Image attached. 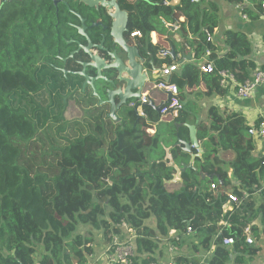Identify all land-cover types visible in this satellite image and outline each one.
Wrapping results in <instances>:
<instances>
[{
	"label": "trees",
	"instance_id": "trees-1",
	"mask_svg": "<svg viewBox=\"0 0 264 264\" xmlns=\"http://www.w3.org/2000/svg\"><path fill=\"white\" fill-rule=\"evenodd\" d=\"M249 1L255 12L245 9L244 14L258 21L264 0ZM171 2L129 0L124 8L130 11V33H143L148 66L160 68L175 60L158 59L163 50L188 57L168 27L178 24L182 42L192 45L198 61L211 51L215 71L205 73L191 60L171 78L183 105L177 118L162 117L146 105V119L128 107L117 113V123L108 117L107 107H93L96 114L87 119L92 130L60 145L59 137L64 138L58 134L67 130L70 102H83L77 99L83 79L58 69L62 63L56 53L54 2L0 1V264H89L97 243L94 232L110 244L123 234L122 221L137 234L132 264H151L164 255L163 239L171 230L184 235L177 244L180 252L187 246L196 256L209 254L207 264H249L261 251V246L248 245L243 235L250 226L256 239L264 240V157L255 156L248 122L241 113L214 106L207 120L199 122L193 116L194 104L187 101V94L201 87L205 97H225L219 71L231 72L240 84L251 79L258 68L252 44L246 34L226 31V52L219 55L221 47L214 38L219 6L209 0H180L176 6ZM181 14L184 22L179 21ZM187 124H197L204 155L196 161V170L183 173L181 188L170 189L166 181L173 170L161 162L163 145H174L188 132ZM52 127L57 132L48 137ZM173 156L177 160L176 152ZM190 160V154L180 153V162ZM230 193L242 204L223 216ZM254 194L260 197L259 207ZM224 220L228 226L221 224ZM225 238H234L235 244L224 246ZM180 252L174 264H197Z\"/></svg>",
	"mask_w": 264,
	"mask_h": 264
},
{
	"label": "built area",
	"instance_id": "built-area-1",
	"mask_svg": "<svg viewBox=\"0 0 264 264\" xmlns=\"http://www.w3.org/2000/svg\"><path fill=\"white\" fill-rule=\"evenodd\" d=\"M264 8V5H263ZM168 27L173 31H179L178 24H168ZM217 29H215L216 33ZM211 37V35H209ZM131 37L135 39L136 42L142 45L143 33L136 31L131 33ZM152 42L157 39V33L153 32L150 34ZM186 54L191 58L196 54L192 49L190 43H185ZM171 57V52L160 51L157 55L158 59L165 60ZM211 51L207 50L202 56L201 60L198 61V65L201 70L205 73H213L215 71L214 62L210 61ZM188 58H184L181 55L176 56L175 60L171 62L170 65L163 64L160 68H155L151 72V84L148 87V91L143 94L142 100L140 102H132L130 104L131 108L138 110L140 117L146 119V115L143 112V107L149 105L152 101L156 106H160V114L162 117H167L168 115H173L177 118L179 113L183 110V105L179 99V89L176 85L171 84V78L180 70L183 63L187 62ZM220 76V87L225 89L229 93H234L238 98L243 100L251 99L254 93L259 87H264V64L257 68L253 73L251 79L247 80L245 83H238L236 81L235 75L229 71H219ZM162 93V94H160ZM150 133H154L153 130H149ZM249 135L258 141H264V119H258L256 122L249 125ZM201 144V142H200ZM215 189V186H212ZM249 194H246V197ZM228 201L222 206L223 216L228 215L233 212L235 208H239L242 204L241 200L234 194H228ZM223 226H228L227 221H222ZM120 228L123 230L122 235H115L110 244H106L104 247V256L106 258L107 264H132L133 259L136 257V250L134 246V241L137 238L136 231L132 229L125 221H122ZM193 231L191 228L187 230V236H191ZM245 242L248 245L254 246L256 244V237L253 235L251 227L248 226L244 229ZM184 238L180 236L175 230H171L166 239H163L165 243V250L169 253L170 259L167 263L162 260L161 257L157 261L151 264H174L173 259L180 252L177 246ZM224 246L232 247L235 244L234 238H225ZM213 249H211L212 251ZM93 257V256H92ZM90 260V259H89ZM90 263V262H89ZM201 263H205L203 260Z\"/></svg>",
	"mask_w": 264,
	"mask_h": 264
},
{
	"label": "crops",
	"instance_id": "crops-1",
	"mask_svg": "<svg viewBox=\"0 0 264 264\" xmlns=\"http://www.w3.org/2000/svg\"><path fill=\"white\" fill-rule=\"evenodd\" d=\"M180 0H172L171 5H178ZM210 3H214L219 6L220 12H219V18H220V23L219 27L217 28V31L215 33V43H218L219 46L221 47L219 55H224L226 52V49L224 45L222 44V37L223 34L226 31H236V32H242L246 34L250 42L252 44L253 48V53H252V59L257 65V67H260L264 64V44H263V36H264V13L262 14L261 18L258 21H252L251 19L248 18L246 14H244L245 9H249L250 11L255 12V5L254 3L250 2L249 0H245L243 5H236V4H230L229 0H209ZM167 5H170L166 1ZM181 7V6H179ZM264 9V8H263ZM180 22L185 21V17L183 15H180L179 18ZM174 33V40L181 46L185 45V43L182 42L181 35L179 31L173 32ZM194 60L196 61L197 59L195 56L190 58L191 61ZM187 61V62H188ZM197 62V61H196ZM186 63V62H185ZM183 63L180 67V69L185 65ZM252 74V73H251ZM148 91V90H147ZM205 89L203 87L194 90L192 92H189L187 94V101H190L194 104L195 106V113L193 114L194 117L200 122V121H206L207 120V113L210 107H217L220 110L227 109L229 111H235L238 113H241L244 115L246 118L248 125L256 122L258 119H264V87H259L256 92L254 93V96L251 99L248 100H243L237 97L234 93H229L227 92V95L225 97H219V96H213V97H205L204 96ZM162 94V93H160ZM173 122V121H172ZM187 125H193L196 127L197 130V124H187ZM181 126H179L180 128ZM185 128L188 130L187 126L185 125ZM197 135H198V130H197ZM180 140L184 142H189L190 140V132H185L180 135L179 137ZM178 139V140H179ZM255 145H256V151H255V156L257 157H264V141H258L254 139ZM178 141L172 145V146H164L165 148H170V154L172 155V159L175 162V165L182 169L183 166H188L191 164V160L188 163H183L180 162V153L182 151L181 146H177L176 144ZM162 147V149H163ZM165 151V150H164ZM177 153V160H175L173 153ZM184 153V152H183ZM188 154V153H187ZM164 157L162 159V163ZM193 163V168L192 169H197L196 167V161ZM167 166V165H166ZM168 167V166H167ZM169 168V167H168ZM174 174V170H173ZM231 174V173H230ZM201 175L203 178H205V175L201 172ZM182 182H177L175 184H167V186L170 189H180ZM233 183L237 184L236 180H233ZM253 198L256 201V206L259 207L260 205V197L258 194H254ZM104 242V243H103ZM106 243L103 239L100 241H97L94 245V251L95 254L93 257L90 258L89 264H107L106 258L104 256V247ZM256 246L262 247L264 249V240H256ZM98 247V250H97ZM260 251V252H261ZM259 252V253H260ZM182 255L188 254L187 251V246H184L180 252ZM259 255V254H258ZM209 254L208 255H203V259L205 263L209 261ZM201 261V262H202ZM252 263V262H250ZM249 263V264H250ZM233 264V263H232Z\"/></svg>",
	"mask_w": 264,
	"mask_h": 264
},
{
	"label": "water",
	"instance_id": "water-1",
	"mask_svg": "<svg viewBox=\"0 0 264 264\" xmlns=\"http://www.w3.org/2000/svg\"><path fill=\"white\" fill-rule=\"evenodd\" d=\"M80 2L89 8L101 7L109 12L108 16L111 20V24L109 26L110 35L114 39V44L121 47L124 52V57H118L116 53L111 55L114 63L106 66L104 64V60L99 55L89 53L91 45L89 46V49H86V52L89 53L91 57L90 59L92 60V63L87 66H90L98 71V78L91 82L90 79L87 78L86 84L89 83V85L93 87L94 96L97 97H100V94H98L95 89L94 83L96 81L103 80L112 86L113 90L109 91L106 96L108 104L111 105L108 117L118 123L120 122V119L117 116V113L120 110L127 109L130 107L132 102H140L142 100L143 94L147 91L151 84V72L154 68L148 66L147 60L142 53L144 47L131 37V33L128 29L130 11L124 8L129 4V0H126L124 4L121 0H80ZM163 4L166 5V1ZM125 36H128L134 41L133 46H129L127 44ZM99 50L102 51L103 48ZM171 57L175 58L174 50L171 51ZM187 58L190 60L191 57L188 56ZM101 70L114 71L116 73L115 81L105 80L101 75ZM80 75L85 76V70L80 73ZM103 102L104 101L102 100L101 103ZM149 106L156 108L157 111H160V106H156L152 101L149 103ZM135 110L138 113V110ZM186 126L190 132L189 142H184L179 139L176 145L181 146L184 153L191 155V164L183 166L182 169L178 168L172 159L170 148L164 147L165 158L163 163L174 170L172 179L166 181L168 184L182 182L183 173L188 169H192L195 160L202 159L204 155V151L197 136L196 127L193 125Z\"/></svg>",
	"mask_w": 264,
	"mask_h": 264
},
{
	"label": "flooded vegetation",
	"instance_id": "flooded-vegetation-1",
	"mask_svg": "<svg viewBox=\"0 0 264 264\" xmlns=\"http://www.w3.org/2000/svg\"><path fill=\"white\" fill-rule=\"evenodd\" d=\"M8 1V0H0ZM55 6V14L53 25L56 30V39L58 50L57 58L60 59L62 67L60 69L65 76H77L83 79L81 95L78 100L83 103L93 102L96 109L107 107L111 110V105L107 102V93L113 88L110 84L103 80L96 81L95 89L100 97L94 96V89L91 85L86 84L87 78L90 82L98 78V71L88 64L92 63L89 53L99 55L106 66L114 63L111 55L116 53L118 57H124L121 47L114 44V39L110 35L109 12L101 7L89 8L80 0H75V7H72L74 0H52ZM60 1V2H59ZM125 40L129 46L134 45V41L125 36ZM91 48L89 53L86 49ZM102 49L100 51L99 49ZM148 63V61H147ZM152 65V62H149ZM85 70V76H81ZM101 75L107 81H115L116 73L111 70H101ZM94 96V99L93 97ZM104 101L101 103V101Z\"/></svg>",
	"mask_w": 264,
	"mask_h": 264
},
{
	"label": "rangeland",
	"instance_id": "rangeland-1",
	"mask_svg": "<svg viewBox=\"0 0 264 264\" xmlns=\"http://www.w3.org/2000/svg\"><path fill=\"white\" fill-rule=\"evenodd\" d=\"M76 99V98H75ZM82 102L81 100H79ZM95 108L94 105L92 104H85V103H80L76 104L75 101L70 102V107L68 109V112L66 114V120H67V130L64 132H61L58 134V136H61V138H64V140H61L59 137V141L61 142L60 145H66L65 140H72L74 138H78L81 135H86L92 130V124L89 122L90 116H94L96 113L92 111V108ZM86 117V120H84ZM53 129H49L48 131V137L51 135L55 134L56 128L57 127H52ZM46 144L47 149V142L44 141ZM40 153V152H39ZM179 190V189H175ZM153 221L150 222L152 225ZM80 233L86 234L88 229L87 228H80ZM94 235L96 236L95 241H100L102 238V234L100 232H94ZM98 238V239H97ZM104 243V242H103ZM98 250V247H97ZM188 255L191 258L192 261H195L197 264L200 263L203 259V255H194L192 251H190V248H187ZM213 251V250H212ZM259 254V255H258ZM254 256V259L252 263L250 264H264V249L260 253H258ZM208 255V254H207ZM205 256V255H204ZM162 260H165V263H167L170 259V255L166 250L164 249V255L161 256Z\"/></svg>",
	"mask_w": 264,
	"mask_h": 264
},
{
	"label": "clouds",
	"instance_id": "clouds-1",
	"mask_svg": "<svg viewBox=\"0 0 264 264\" xmlns=\"http://www.w3.org/2000/svg\"><path fill=\"white\" fill-rule=\"evenodd\" d=\"M139 114V113H138ZM140 116V115H139Z\"/></svg>",
	"mask_w": 264,
	"mask_h": 264
}]
</instances>
